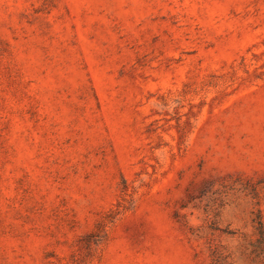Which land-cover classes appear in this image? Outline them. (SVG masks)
Segmentation results:
<instances>
[{
  "label": "rangeland",
  "instance_id": "obj_1",
  "mask_svg": "<svg viewBox=\"0 0 264 264\" xmlns=\"http://www.w3.org/2000/svg\"><path fill=\"white\" fill-rule=\"evenodd\" d=\"M0 264H264V0H0Z\"/></svg>",
  "mask_w": 264,
  "mask_h": 264
}]
</instances>
